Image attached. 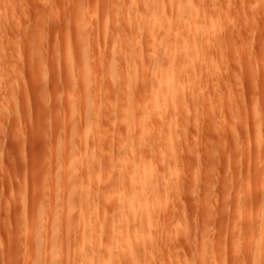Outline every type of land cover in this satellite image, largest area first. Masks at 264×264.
I'll return each mask as SVG.
<instances>
[{
    "label": "rangeland",
    "instance_id": "1",
    "mask_svg": "<svg viewBox=\"0 0 264 264\" xmlns=\"http://www.w3.org/2000/svg\"><path fill=\"white\" fill-rule=\"evenodd\" d=\"M141 1L135 3L133 0V7L131 0H0V264H29L26 256L33 257L35 253L32 254L31 251L34 243L32 248L29 244L27 228L32 224L28 216L33 213L31 217L36 219V215L42 210H39V206L46 210L44 215L43 211L40 215H43L41 218L47 225V229H42V236H38L44 245V250L42 248L43 252L41 251L44 256L42 262L47 259V248L52 250L56 236H61V231L54 235V227L51 230L49 226L52 224L48 223L50 214H53L50 212L53 208L52 192L58 187L55 185L52 191V185L59 183L53 179L55 175L52 172L55 169L57 170L54 174L58 170L66 171L69 160L73 159V169L79 171L81 178L83 165L86 166L87 163L85 160L88 161L92 152L89 149L88 153L83 141L82 126L84 128L87 120L94 118L95 100L98 97L96 92L100 94L99 98L105 105L107 118L98 124L93 120L92 127L94 132L99 133L101 144L104 143L103 148L107 149L106 156L98 155H101L100 160L112 163V167L109 166L112 176L104 179V169L100 171L101 178L98 182H92V171L89 169L87 174L84 169V175L88 176L86 182L89 187L95 184L100 188L98 192L105 194L107 198L115 199L116 195L119 196L116 192L119 190L115 185L117 182H113L114 178L117 180L120 178L119 174L121 176L123 173L122 167L120 169V164L123 166V163L118 159L123 154L127 165L133 162L128 127L133 103L122 100L118 87L115 89L112 82L107 83L103 63L108 61L116 65L114 82L119 86L122 82L123 63L129 61L131 63L137 60L134 65L137 64L139 68L135 75L139 78L143 74L146 75L145 79L151 77L150 57L168 56L170 49L167 43L169 25L166 24V18L175 5L187 0H143L149 5L145 17L142 13L144 4ZM194 2L202 18L209 14L208 9L207 13L200 6L201 0ZM204 13L207 14L204 16ZM208 16L212 17L215 25L217 23L218 29L207 39V46L210 43L209 46H215L216 41L218 46L212 47L211 52L203 51L201 54L203 56L205 53V57L199 55L200 60L196 61L204 92L200 94L199 83L195 87L197 94L203 95V100L201 96L200 101H196L198 108L195 107V100L192 101L194 104L190 101L192 106L187 103L189 112L178 111L164 117L162 122L155 120L154 113H150L153 120H149L150 125L148 127L147 124L148 129L142 134L152 143L158 140V136L165 139V142L168 138L174 157L171 156L173 153L168 154L171 150L169 148L167 151L168 144H154L156 149L165 147L168 153L165 150L164 153L169 155L163 154L165 157L160 163L155 160L152 162V167L157 171L154 172L157 176L156 182L162 173L168 182L167 188L161 187L164 192L160 195L163 203L158 204L162 200L160 198L155 201L158 205L149 207V215L152 216V225L148 231L150 233L138 236L140 241H136L138 237H135V234L140 235L139 226L132 233L126 230L119 233L120 238L124 237L120 239L122 264H255L254 258L248 257L247 262H244L241 257L246 252L245 248H257V242H253L255 238L250 235L251 240L247 245L244 243L245 237L239 235L237 230L234 241H231V223L233 212L238 210L242 213L241 220L254 228V224L260 220L257 196L264 195V180L255 173L256 169L264 170V127H261L264 126V0H212ZM125 17L128 24L123 31L121 25ZM185 17L183 25H171L169 28L173 32L184 26L187 29L192 28L193 22ZM134 20L141 25V32L135 37L138 44L137 59L132 58L128 42L133 37L131 24ZM109 26L111 32L108 40L117 50L104 55V36ZM212 40L215 41L214 44ZM79 47L82 49L81 53ZM83 63L89 66L91 119L83 115L87 114L83 109L84 89L79 86L80 89L76 88L75 84L81 75L80 64L82 68L86 65ZM203 63L205 66L202 69ZM207 67L208 70L211 69L208 73ZM200 70H203L202 76L205 75L203 80ZM250 74L252 77L256 75V78H251ZM145 79L139 84L145 88L144 105L150 106L151 98L146 94L150 92V85L149 80ZM190 87L192 89L190 88L189 95L195 93L194 86ZM253 108L258 110L259 115ZM142 118L144 119L143 115L139 116V119ZM74 121L76 128L73 127ZM157 122L161 124L158 126ZM258 123L261 128L256 126ZM257 129L260 130L259 134L256 133ZM32 148L37 149L32 151ZM32 152L38 154V159L33 156V163ZM39 173L43 174L42 177ZM22 179L25 180L22 183L25 182L27 193L24 188L21 190ZM82 179L83 177L78 186ZM32 183L35 184L33 188ZM30 187L33 191L41 192L39 195L44 196L45 204H50V211L47 205H41L42 202L38 204L41 200L36 199V193L29 195L32 191H29ZM70 188L75 190L74 195L83 197V192H76L78 187ZM60 192L56 191L55 196ZM28 195L35 197V206H30L32 198H28ZM65 196L58 198L61 200L57 202L58 205L64 203L62 207H65ZM21 198L24 201L27 199V203ZM71 200L72 204L69 208L67 206V210L71 207L68 222L71 221L69 225H73L65 246L69 247V252L75 253L83 246L80 241V218L83 210L80 206L81 200H76L80 204ZM55 208L60 214L64 210L61 206L57 209V205ZM247 212L249 218H246ZM125 213L126 220L130 215L127 211ZM58 216L61 217L60 220L63 219V215ZM49 228L51 235L47 236L48 232L50 234ZM145 240V245H140ZM59 242H62V236ZM148 242L150 244L146 246ZM127 250L130 251L129 254L126 253ZM33 251L36 252V249ZM111 256L107 260L110 264H116L115 258Z\"/></svg>",
    "mask_w": 264,
    "mask_h": 264
},
{
    "label": "bare ground",
    "instance_id": "2",
    "mask_svg": "<svg viewBox=\"0 0 264 264\" xmlns=\"http://www.w3.org/2000/svg\"><path fill=\"white\" fill-rule=\"evenodd\" d=\"M135 1L136 0H134V2ZM142 1H141V3L144 4L142 13H143V17H145V15H147V11H148V8H147L148 3L145 4L146 2L145 1L142 2ZM211 1L212 0H201V3L199 2L201 4L200 6H202V8H204L205 11L208 9L207 11L209 12V14H207L208 12L206 11L207 15L204 13V16L210 15ZM132 2H133V0H131V4L134 7V3H132ZM148 7H149V5H148ZM204 10H203V12H204ZM169 14L170 15H168L166 18V24L169 25V27H171V25L174 26L176 24L183 25V22H182L183 18L187 15L186 17H189L191 19V21L190 20L189 21L193 22V24H192L187 20L190 24H192V28H190L191 27L190 26L189 27L190 29H187V27L184 26V28H182L181 30L178 29L179 32L178 31L173 32L172 29L168 27L167 43H168V46L170 48L169 52L167 54L168 56L150 57L149 64L151 65L150 68L152 70L151 71L152 72L151 77L148 76V78L145 79L146 75L143 74L141 76V78H139L137 75H135V72L139 68V67H137V64L134 65V63L137 60L135 62H131V63L129 61V62L123 63V66H122V70H123L122 82L120 83L121 86H119L116 82H114V77H115L114 73L116 71V65H113L108 61L103 63V67H105V77H106L107 83L109 84V82L110 83L112 82L111 85L114 86L115 89L118 87V90L120 92L119 97H121L122 100H128V101L133 103V106L131 109V115H130L131 121H130L129 126H128L129 127V133L131 135V141H130L129 145L131 146V149H132L131 158L133 157V162L131 164L127 165V160L123 154L119 158L122 160L118 159V161H120V162L122 161L121 163H123V166H122V164H120V169L122 167L123 173H121V176L119 174V177H120V178H118L119 180L118 179L116 180V178H114L115 180L113 179L114 183L117 182L115 184L116 187L118 186L117 190L119 189L118 191H116L119 193V196L116 195L115 199H113V198L109 199V198H107V196L105 194L102 193L103 194L102 195L101 193H99L98 190H100V188L95 186V184L93 185V187H89L88 183L86 182L88 176L84 175V169H85V174H87V172H88L87 169H89L90 171L93 172V173L91 172L92 182H98V180L101 178L100 173L104 169L103 171H104L105 176H106V177H104V179L107 180V177L109 178L110 176H112L111 168H110V167H112V163L109 161L105 162L104 160H100L101 155H102V157H103V155L104 156L107 155V149L103 148L104 143H103V145L101 144V141H100L101 139H100L99 133L97 131L94 132V129L92 127V121L93 120H95V122L98 124L99 122L101 123V122H103V120H105L107 118V114L105 113V110H104L105 105L102 104V102L99 98L100 94L96 92V95L98 96L97 99L95 100L96 108L94 110L96 112H94V118H92V116H91L92 113L89 114V112L91 111V104L89 102V93L91 90L90 73H89V68H88L89 66H87L86 63H83L86 65H84L82 68L81 67L82 64H80L81 65L80 66L81 75L79 78H77V80L75 81L76 82L75 84L77 85L76 88L81 87L84 89V91H83L84 97L83 98H85V99H83L84 100L83 109H85L87 114H83V115L84 116L86 115L88 118L90 117L89 119L92 118L91 120H87V123H85L84 121L82 122L83 124L85 123L84 128L82 126V131H83L82 134H83V139H84L83 141L85 142V146L88 148V153H89V149H90V152L92 151L91 156L89 155V157H88V161L85 160V163L87 162L86 166H84L85 164L83 165V174L81 176V178L83 177V179H82L83 181L78 186V182L81 178H79V174H78L79 171H77L75 168L73 169V165H74L73 159L69 160L68 168L66 171H59L58 170L57 173L54 174L55 170H57V169L53 170L52 175L53 176L55 175V177H53V179L55 180V182H59L60 185L62 186L61 187L59 185V183H56V184L53 183L54 185H52V191H54L55 185H58V187L56 186L57 190H55V192H52L54 194V195L52 194L54 198L56 197L55 195H57L56 191H57V193L61 191L59 193L60 195L58 194V196L56 197L58 201L56 200V198H55V200L53 198V202H52L53 212H52L51 208H50L51 211L49 209L50 204L49 205L45 204L46 201H44L45 198H44L43 194H42L43 197H41L40 196L41 194L39 195V193H41V192H38L37 190L33 191L32 188L35 184L32 183V185H31L32 188L31 187L29 188V191H31V189H32L31 194L29 193V195H34L36 193V195H34L36 197V199L41 200V201H38V204H39V202H42L41 205L42 206L47 205L49 211L51 213H53V214H50L51 216H50V219L48 221V223L52 224V226L51 225L50 226L48 225V226L51 227V230H52V227H54L53 232L56 233L54 235L60 234V231L62 232V234H61L62 242L61 243L59 242L61 236L58 235V236H56L55 244L52 242L53 245L51 247H53V249L51 250L50 247L47 248V250H48V251L46 250L47 251L46 252L47 253V259L43 260L44 262L46 261L45 264H69L71 262L73 263V261H74L73 264H110V262L107 260V257L109 255L110 256L112 255L111 257L115 258L116 264H122V262H121L122 257H121V252H120L121 251L120 249L122 248L120 245V243H122V242H120V241H122V240H120V239L124 238V237L122 236L120 238V236H119V233H121V230H126L127 232L132 233L133 229H135L136 226H139V228L141 229L140 235L135 234V235H137L135 237L144 235L146 233H150L148 231H150L149 228L152 225L151 224L152 216L149 215V212L151 211L150 210L151 208H149V207L156 204L157 202H155V201L156 200L158 201V199L160 200V198H162V200L160 203L158 202V204L161 205L163 203V197H161L160 195L164 194V192H163V188H161V187L163 186L166 189L167 183H168L166 181V177L162 176V173L160 176L158 175L159 176L157 179L158 182H156L157 176H156V174H154V172L157 173V171L152 167V162L155 160V161L160 163V161H162L164 159L165 155H163V154L168 153L167 151L170 148L169 143H171V141L169 142L168 138H166L167 142H165L166 141L165 139H163V140H165V141H163L162 138H159V136H158L157 137L158 140H155L154 141L155 143H152L151 141H147L142 136V134L147 131V129H148L147 124H148V127L150 125V123H148L149 120H153V117H152V115H150V113H152V114L154 113V119L156 118L155 120H157L158 122H159V120H161V122H162L164 117H168L169 115H171L173 113H177L178 111L187 110V112H189L188 104L190 105V103H193L192 101H194V100H195V103H197L198 101H200L201 96H202V100H203L204 97H203V95L200 96V94H201V92H204V91L201 88L202 81L198 77V69L199 68L197 69V67H199V66L197 65L196 61H198V59L200 60V58H198V57H199V55L202 56L203 51H208L212 47L218 46V45H216L218 43L217 41H216L215 46L214 45H212V47L209 46V45H211V43L207 46V39L209 37H212V33L216 32V29H218V28H216L217 23H216V25H215V23H213L215 21L214 20L212 21L211 16H208L211 20L206 16H205L206 18L205 17L202 18V16L199 15V12H198L197 6H196V2H194V0H187V1H184L182 4L175 5L174 9ZM200 18H202V19H200ZM187 21H185V22H187ZM187 23H185V25H187ZM127 24H128V21H127V18L125 17L123 19V22L121 25L122 28H124V27L126 28ZM146 24L148 26L149 21H147ZM181 25L180 26L178 25V28L179 27L181 28ZM125 28H124V30L123 29L122 30L125 31ZM140 28H141V25H140L139 21L134 20L133 23L131 24L133 37L128 41V42H130L129 43V49L131 51L130 54H131L132 58H134V59L139 56L138 55V48H137V45H138L137 44V38H135V37H138V35L140 34V32H141ZM110 32H111V26H109L107 28V30L105 31V36H104V38H105V40H104L105 46L104 47L105 48H103V49H105L104 51H106V54L103 51L104 55L112 54L114 51L117 50L115 47H112V45H110V42L108 40V37L110 38ZM215 34L217 35V33H215ZM216 37H218V36H216ZM218 39H219V37H218ZM210 40H211V38L209 39V41ZM226 40H228V39H226ZM128 42H127V46H128ZM212 42L214 44L215 41L212 40ZM219 42H220V40H219ZM220 43H222V42H220ZM225 43L227 44V41ZM216 48H215V50H216ZM79 49H80L79 52L81 53L82 49L80 47H79ZM172 49H173V51H172ZM221 50H222V47H221ZM77 51H78V49H77ZM210 52H211V50H210ZM222 52H223V50H222ZM227 52H228V50H227ZM207 53H209V52H207ZM85 55H86V52H85ZM204 55H205V53H204ZM221 55H223V53ZM224 56H226V55H224ZM224 56H223V58H224ZM83 60H85V59H83ZM201 61H202V59H201ZM226 61H227V59H226ZM229 62H230V58H229ZM231 62H232V60H231ZM204 64L205 63H203V65L201 64L202 69L205 66ZM208 64H209V62H208ZM211 65H213V64H211ZM206 70L208 73V71L211 69L208 70V67H207ZM201 71H203V70H200V74H201ZM213 71L214 70L212 69V72ZM262 72L264 73V70ZM234 75H236V74H234ZM251 75L252 74H250L251 78H254L256 76V75L255 76L253 75V77H252ZM203 76H205V75L203 74ZM203 76L201 74V78ZM235 77H237V76H235ZM144 79L147 81L149 80L148 84L150 85V92H148L146 94H149V97L151 98L150 99L151 100L150 106L144 105V102H145V94H144L145 91L144 90H145V88L139 84L140 81L144 80ZM202 80H203V78H202ZM230 80H231V78H230ZM228 81H229V79H228ZM236 81H238V80H236ZM142 82L143 81H141V83ZM198 83L200 84V89H201V91L199 90L200 94H197L198 91H196V89H197L196 87H197ZM191 85L194 86L193 91L195 93L189 95L190 94V88L192 89V87H190ZM141 87L143 88V90ZM85 92H86V94H85ZM139 99H140V101H138ZM190 106H192V105H190ZM198 106H199V104L197 103V106H195V107L198 108ZM186 107H187V109H185ZM240 107H242V106H240ZM253 110L255 112H257L259 115L258 110L254 109V108H253ZM257 113H255V114H257ZM142 115L144 116V119L142 118V120H141V119H139V116H142ZM150 116L152 117L151 119H150ZM154 121H152V122L154 123ZM158 122H157V125L159 126L161 123L158 124ZM73 123L75 124L73 127L76 128L75 127L76 122L74 121ZM151 125H153V124H151ZM155 125H156V123H155ZM155 125L153 127H155ZM158 126H156V127L158 128ZM256 126L260 127L259 123L256 124ZM261 127H264V126L261 125ZM259 132H260V130L257 129L256 133L259 134ZM92 140H93V143L91 142ZM162 141L164 142V144ZM157 142H159V143H157ZM156 143L158 145H162V146L163 145L165 146V143H166L169 145V147L166 146L167 151L165 150L166 149L165 147H161V146L158 149H156L157 147L155 148V146H158V145H156ZM154 144H155V146H154ZM91 148H92V150H91ZM33 149L34 148H32V151H33ZM36 149H34V150H36ZM129 149L130 148L128 147L127 150H129ZM164 150L167 153H164L165 152ZM129 152H130V150H129ZM170 152L173 153V150L172 149L169 150L168 154H170ZM33 153L34 152H32V154ZM127 153H128V151H127ZM98 154H101V155L99 156ZM36 155H38V154L34 153L32 155V159H33V156L35 157V159L36 158L38 159V157ZM173 155H174V153L171 156H173ZM35 159L32 160V163L34 162ZM118 161H117V167L119 168ZM30 163H31V161H30ZM75 171H76L77 176H75ZM246 172L248 173V171H246ZM263 172H264V170H260V169H256V171H255V173L257 174V177L258 178L262 177V179L264 180V173ZM158 174H159V172H158ZM40 175L41 174L39 173V176ZM42 175H41V177H42ZM73 176H74V178H73ZM75 177L79 178V180L76 179ZM13 178H15V177H13ZM25 179H27V176ZM30 179H32V177ZM53 179H51V180H53ZM75 179H76V181H75ZM17 181H18V179H17ZM22 181H25V180H23V179L20 180L21 183H22ZM30 181H32V180H30ZM24 183L25 182H23L21 184L22 185L21 190L23 188H24V190H26V188H27V187H25ZM50 183L52 184V181ZM71 184L72 185L74 184V185L72 186ZM26 185H27V182H26ZM28 185H29V182H28ZM75 185H76V187H75ZM170 186H171V184H170ZM170 186H169V189H170ZM70 187H74V188L78 187V189H77L78 191H76V192L79 193L81 191L80 194L83 192L82 193L83 197L81 196L79 198L78 195H74L73 192H75V190L71 189ZM59 189H62V190H59ZM169 189H167V190H169ZM244 189H246V188L244 187ZM159 190H161L163 193H161V191H159ZM64 191L66 192V194H64ZM26 193H27V190H26ZM21 194L24 196L22 191H21ZM61 195L62 196L66 195L65 198H66L67 204H65V207H62L64 205V203H62L63 205H58V203L61 201V200H59V199H61L60 197H62ZM35 197L34 198H32L31 196L28 197V198H32V201L30 199H28L31 201V203H29L31 207H32V205L35 204V201H36ZM39 197H41L42 199ZM74 198H75V200H73ZM76 198L79 199L78 200L79 202L81 200V202H80L81 204L79 202H76V200H77ZM257 198H258L257 202L259 203L258 216L260 217V220L258 222H256V224H254V228H252V226L250 224L245 223L241 220V214L242 213H240V211H238V210H235L233 212V219H232V223H231V227H232V231H233V233L231 235V241H234V235H237V233H236L237 230L239 232V235L245 237L244 243L247 245H249L248 242L250 243V240H251L249 238V236L252 235L253 238H255V240H253V242H255V241L257 242V244H256L257 248L256 249H252V248L250 249V247H247V248H245L246 252L242 253V256L241 255L240 256L242 257L244 262H247L248 257H250V258H254L255 264H264V195L257 196ZM13 199H15L14 196H13ZM63 199L64 198H62V200ZM67 199L68 200L70 199L71 201H74V202L80 204V206L82 207L81 210H83L81 212L82 217L80 218V220H81L80 230L82 231V232L80 231L81 232V239H82V240L80 239V241H81V244L83 243L82 244L83 246L80 244L79 246H82L81 250H79V251L77 250V252H75V253H71V251L69 252V247L65 246L66 240L70 236L69 235L70 234L69 230H71L70 227H72V225H73V223H72V225L70 226L69 224H71L70 223L71 221L68 222V220L70 219L69 214L71 211L70 210L71 207H70V209H69L70 211H69V210H67V206L69 208V205H71L72 203L70 202V200L68 201ZM21 200L24 203L25 202L27 203V201H26L27 199L24 201V198H21ZM153 200H154V202H153ZM54 202L57 205V209H59L60 206H61L62 210L64 209L63 210L64 213L62 211L63 214L62 213L60 214L59 210H56V208H55L56 205ZM152 202H153V204L150 205ZM158 204H156V205H158ZM109 205L111 206V208H109ZM156 205H155V207H156ZM158 207H161V206H158ZM153 208H154V206H153ZM23 209L25 212L26 211L25 204H24ZM29 209H30V207H29ZM39 210H41V211H39ZM39 210L38 211L40 212V214H42L41 212L43 211V215H44V212L46 210H43V208L40 206H39ZM125 211H127L130 215V217L126 220L124 219L125 214H126ZM32 212H34V211L32 210ZM27 213H28V211H27ZM32 214L30 213V217ZM34 214L36 215L37 212H35ZM40 214L39 213L37 214L40 216L39 218L36 215V219L34 216H32L31 218L28 216V218L30 219V220L29 219L28 220L32 224V225H30V228H29V226L27 228V229H29L28 230L29 231L28 236H30L28 238H30L29 240L31 242V243L29 242V244L31 246L30 248H32L33 243H34V248H32V249L33 250L36 249V252L31 250L32 254L35 253V255L33 257L28 258V256H26V262L28 260L27 263H29V264H42V263L44 264V262L41 261L44 257L42 255L43 253L41 254V251L43 252V250H44V247H43L44 245L40 242L41 240H40V238H38V236L39 237L42 236L41 234L43 233V230L46 228L47 225H46V222L44 223L43 219L41 218L43 215H40ZM58 215H60V216L63 215V217H62L63 219L60 220L61 217H59ZM246 215H247L246 218H249L248 212L246 213ZM33 218H34V220H33ZM50 220H52L51 221L52 223L50 222ZM32 221H33V223H32ZM54 222H55V225H54ZM31 228H33V229H31ZM49 231H50V228H49ZM30 232L31 233L33 232L32 234L34 236L31 235ZM37 232L40 234H36ZM50 235H51V231H50V234L48 232L47 236H50ZM54 235L52 237H54ZM146 237H147V235H146ZM53 239L55 240V238H53ZM139 239L140 238L138 237V239H136V241L137 240L140 241ZM144 242H146V240L143 241L142 243H140V245L143 244ZM253 242H252V244H253ZM255 243L253 244L254 246H255ZM149 244L150 243L148 242L146 244V246ZM144 245H145V243H144ZM144 245H143V247H144ZM138 247H140V246H138ZM143 247L141 246L142 250H144ZM42 248H43V250H42ZM79 249H80V247H79ZM50 250H51V252L49 253ZM145 250L147 252V248H145ZM29 251H30V249H29ZM126 253L129 254L130 251L127 250ZM71 254H73V255H71ZM41 255H42V258H41ZM39 262H42V263H39Z\"/></svg>",
    "mask_w": 264,
    "mask_h": 264
}]
</instances>
